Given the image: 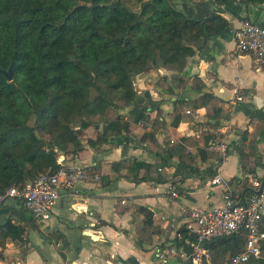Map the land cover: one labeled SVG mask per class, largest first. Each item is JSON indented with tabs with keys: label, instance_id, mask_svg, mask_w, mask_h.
<instances>
[{
	"label": "crops",
	"instance_id": "crops-1",
	"mask_svg": "<svg viewBox=\"0 0 264 264\" xmlns=\"http://www.w3.org/2000/svg\"><path fill=\"white\" fill-rule=\"evenodd\" d=\"M173 5L192 20L218 14L228 25L206 36L181 72L160 68L134 80L141 104L144 96L151 102L145 119H129V132L98 150L83 141L80 153L59 159L97 180L63 193L41 220L18 202L0 208V225L10 218L26 226L22 241L0 248V264H184L177 256L159 261L157 249L186 231L191 209L221 204L223 186L212 179L244 192L245 174L264 176V71L236 53L233 39L243 19L264 27V0Z\"/></svg>",
	"mask_w": 264,
	"mask_h": 264
},
{
	"label": "trees",
	"instance_id": "trees-1",
	"mask_svg": "<svg viewBox=\"0 0 264 264\" xmlns=\"http://www.w3.org/2000/svg\"><path fill=\"white\" fill-rule=\"evenodd\" d=\"M227 25L218 14L192 20L173 0H0V193L55 172L59 157L82 151L87 130L94 150L129 132V119H145L151 102L141 104L134 80L160 68L181 72L195 47ZM25 228L6 218L0 248L22 241ZM245 238L213 243V264L240 254ZM245 264H264V243Z\"/></svg>",
	"mask_w": 264,
	"mask_h": 264
},
{
	"label": "built area",
	"instance_id": "built-area-1",
	"mask_svg": "<svg viewBox=\"0 0 264 264\" xmlns=\"http://www.w3.org/2000/svg\"><path fill=\"white\" fill-rule=\"evenodd\" d=\"M235 51L248 55L254 68L264 71V27L243 19L233 31ZM222 156L225 145H215ZM53 172L41 174L35 181L23 187L12 186L0 193V208L8 202H18L30 213L35 221L44 218L65 192L76 193L79 183L97 180L98 177L86 167H67L61 162ZM250 193L233 192L227 183L215 176L211 183L223 186L221 204L209 209H191L189 225L190 237L177 235L176 242L157 249L156 257L165 262L168 257H179L184 264H213L211 246L222 238L239 232L246 235L244 250L228 256L224 264H245L251 258L259 257L264 243V176L245 174ZM171 196L176 193L168 188Z\"/></svg>",
	"mask_w": 264,
	"mask_h": 264
},
{
	"label": "rangeland",
	"instance_id": "rangeland-1",
	"mask_svg": "<svg viewBox=\"0 0 264 264\" xmlns=\"http://www.w3.org/2000/svg\"><path fill=\"white\" fill-rule=\"evenodd\" d=\"M130 8H132V9H134V10H137V6L134 5V4H130ZM114 115H115V114H114L113 112H110V113H108V118H112V117H114ZM93 119H94V121H95L96 123H98V124H100L101 122H103V121H102L103 118H100V117H96V118H93ZM92 135H93L92 131H91V130H87V131L81 136V140H82V141H86V139H87L89 136H92ZM60 158H61V157L58 158V161H59ZM26 223H27V222H26ZM226 258H228V255H227V254L224 256V262H225Z\"/></svg>",
	"mask_w": 264,
	"mask_h": 264
},
{
	"label": "water",
	"instance_id": "water-1",
	"mask_svg": "<svg viewBox=\"0 0 264 264\" xmlns=\"http://www.w3.org/2000/svg\"><path fill=\"white\" fill-rule=\"evenodd\" d=\"M5 75L8 79V81H11L12 77H11V66L9 67L8 71L5 72Z\"/></svg>",
	"mask_w": 264,
	"mask_h": 264
}]
</instances>
